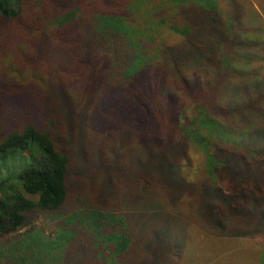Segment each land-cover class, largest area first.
<instances>
[{
  "label": "trees",
  "instance_id": "1",
  "mask_svg": "<svg viewBox=\"0 0 264 264\" xmlns=\"http://www.w3.org/2000/svg\"><path fill=\"white\" fill-rule=\"evenodd\" d=\"M133 3L0 0V238L78 212L116 215L125 230L122 215L157 210L159 196L190 209L194 193L203 212H219L215 224L222 211L253 221L255 208L263 218L261 162L224 144L216 117L264 118V75L255 73L263 55L217 53L224 44L255 53L258 44L229 40L217 9L179 6L182 39L151 61L135 37ZM93 224L99 236L105 222Z\"/></svg>",
  "mask_w": 264,
  "mask_h": 264
},
{
  "label": "rangeland",
  "instance_id": "2",
  "mask_svg": "<svg viewBox=\"0 0 264 264\" xmlns=\"http://www.w3.org/2000/svg\"><path fill=\"white\" fill-rule=\"evenodd\" d=\"M192 5L217 9L229 40L238 37L241 41L258 44L257 47L252 46L254 51L257 50L255 53L242 52V48L237 50L231 44H224L216 47L219 55L235 57L238 53L256 57L262 54L264 57V0H134L130 18L136 31L135 37L143 45L145 57L152 61L162 46L182 39L179 30L186 25L179 15V6ZM215 61L213 58L212 71L218 68L221 77H225L227 73L222 70L223 66L214 63ZM207 66L202 67V72L211 78L207 72L210 68ZM233 69L240 71L239 66ZM254 69L256 68L250 69V72H254ZM255 73L262 77L264 70L257 68ZM238 79L241 80H233L236 85ZM210 80L215 84V93L211 95L214 99L218 83H215V79ZM249 87L252 88L253 85ZM239 96L234 99L228 97L227 101L233 104ZM204 101L211 103L210 98ZM220 105L224 106L225 103ZM209 111L211 116H215L213 109ZM225 115L222 111L216 116L227 126L224 133L232 141H224V144L257 157L261 162L260 168L263 169L261 182L264 184V142L254 135L259 128V121L264 123V118L251 120L246 117L242 120L232 115L224 118ZM201 159L202 156L196 152L195 165ZM195 172V182L198 183L200 174ZM223 185L226 186V181L221 180L220 186ZM157 200V210L122 215L124 223L126 222L125 230H117L118 226H114L116 215L78 212L56 219L39 217L33 225L21 232L0 238V264H264V222L256 215L258 209H250L249 215L253 221L242 218L241 222L222 211L224 220L215 224L218 223L219 212H212L211 215H207L205 210L203 212L196 203L195 193L193 201L188 202L190 209L181 201L178 205H170L163 196H159ZM155 218L156 221L153 222ZM96 221L105 222L99 236L96 235L99 232ZM169 224L172 227L166 226ZM32 226L34 227L31 228ZM118 232H122L125 238L116 234ZM127 239L130 246L126 256L122 258L117 250L121 251L126 245L123 242Z\"/></svg>",
  "mask_w": 264,
  "mask_h": 264
},
{
  "label": "crops",
  "instance_id": "3",
  "mask_svg": "<svg viewBox=\"0 0 264 264\" xmlns=\"http://www.w3.org/2000/svg\"><path fill=\"white\" fill-rule=\"evenodd\" d=\"M261 213H262V216H263V218H261L262 220H263V222H264V208L261 210ZM260 225H261V222H260Z\"/></svg>",
  "mask_w": 264,
  "mask_h": 264
}]
</instances>
